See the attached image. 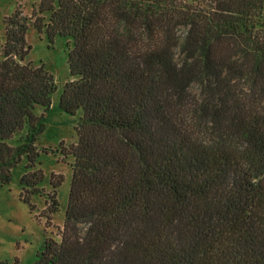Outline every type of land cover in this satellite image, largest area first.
Listing matches in <instances>:
<instances>
[{
	"label": "trees",
	"instance_id": "1",
	"mask_svg": "<svg viewBox=\"0 0 264 264\" xmlns=\"http://www.w3.org/2000/svg\"><path fill=\"white\" fill-rule=\"evenodd\" d=\"M264 0H41L5 18L0 184L39 155L57 89L30 25L73 42L82 115L61 240L34 264H264ZM19 136V143L11 144ZM26 171L22 197L41 192ZM56 188V186H55ZM49 209L58 208L57 191Z\"/></svg>",
	"mask_w": 264,
	"mask_h": 264
},
{
	"label": "rangeland",
	"instance_id": "2",
	"mask_svg": "<svg viewBox=\"0 0 264 264\" xmlns=\"http://www.w3.org/2000/svg\"><path fill=\"white\" fill-rule=\"evenodd\" d=\"M40 1L0 0L1 42L5 41V18L17 10L31 16L38 9ZM27 42L31 50L24 62L44 66L53 75L57 89L47 110L40 106L36 108V113L43 115L44 129L37 137L39 155L35 164L27 168L28 159L24 156L13 169L11 181L0 184V264H34L46 238L61 240L60 229L65 223L74 162L70 149L77 143L76 126L82 115L81 110L75 115L66 113L59 104L65 83L73 78L68 65L72 40L57 36L51 43L45 31L40 32L30 25ZM18 140L19 136L16 135L10 143L15 145L19 143ZM28 170L43 173V179L38 184L41 192L32 194L30 202L23 199L21 184V178ZM55 190L58 208L51 210L50 195Z\"/></svg>",
	"mask_w": 264,
	"mask_h": 264
}]
</instances>
